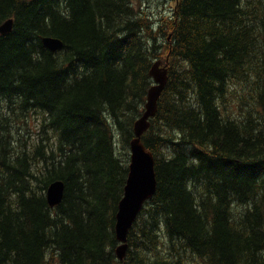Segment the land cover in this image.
Listing matches in <instances>:
<instances>
[{"label":"trees","instance_id":"trees-1","mask_svg":"<svg viewBox=\"0 0 264 264\" xmlns=\"http://www.w3.org/2000/svg\"><path fill=\"white\" fill-rule=\"evenodd\" d=\"M138 1L0 0V25L15 20L0 34V264H264V0H172L157 20ZM164 54L143 136L158 188L120 262L134 123ZM31 114L43 136L19 150L12 126Z\"/></svg>","mask_w":264,"mask_h":264},{"label":"water","instance_id":"water-1","mask_svg":"<svg viewBox=\"0 0 264 264\" xmlns=\"http://www.w3.org/2000/svg\"><path fill=\"white\" fill-rule=\"evenodd\" d=\"M15 26L14 19H8L0 25V34H10ZM43 45L51 52H57L64 46L62 40L54 37H42ZM167 60H158L150 69L155 85L149 90L143 115L134 123L135 138L131 142V162L123 198L116 215L115 233L119 246L116 250L118 260L123 262L129 250V234L134 227L145 204L154 197L158 188L156 158L143 142L144 134L150 129L151 121L156 117L159 102L169 81ZM65 183L55 181L47 190V201L51 208L60 205L65 195Z\"/></svg>","mask_w":264,"mask_h":264},{"label":"rangeland","instance_id":"rangeland-1","mask_svg":"<svg viewBox=\"0 0 264 264\" xmlns=\"http://www.w3.org/2000/svg\"><path fill=\"white\" fill-rule=\"evenodd\" d=\"M141 1L144 2V5L142 6H144L145 11H147V13H149L152 16L154 15L155 16L154 19L156 20L159 19L161 15L170 14L172 11L171 7L175 6V3L172 0L171 1L170 0H139L138 3H140ZM160 60H162L164 63H166L167 60L169 61L166 54H164L162 58H160ZM14 115H22V114H14ZM42 120L43 119L40 114H31V117L28 123L23 122V121L19 122V124H16V122L13 123V126H12V130L14 132L13 140L15 142V140L20 139L21 143H18L19 150H22L25 147H31L33 142H35L36 140H39L43 136L41 135L37 139ZM15 144L17 143L15 142ZM166 249L169 253V247H167ZM48 260L50 261L49 264H58V260L56 256H53L51 259V255L49 254ZM188 263H192V257L189 258Z\"/></svg>","mask_w":264,"mask_h":264},{"label":"bare ground","instance_id":"bare-ground-1","mask_svg":"<svg viewBox=\"0 0 264 264\" xmlns=\"http://www.w3.org/2000/svg\"><path fill=\"white\" fill-rule=\"evenodd\" d=\"M59 51H60V50H59ZM159 61H160V60H159ZM156 62H158V61H156ZM156 62H155V63H156ZM155 63H154V64H155ZM154 64H153V65H154ZM153 81H154V79H153ZM154 85H155V82H154V84L152 85V87H153ZM152 87H151V88H152ZM151 88H150V89H151ZM150 89H149V90H150ZM148 93H149V92H148ZM162 95H163V94H162ZM150 128H151V127H150ZM134 138H135V137H134ZM134 138H133V139H134ZM133 139H132V140H133ZM131 142H132V141H131ZM130 151H131V145H130ZM130 154H131V153H130ZM130 162H131V159H130ZM129 166H130V164H129ZM58 181H59V180H58Z\"/></svg>","mask_w":264,"mask_h":264}]
</instances>
